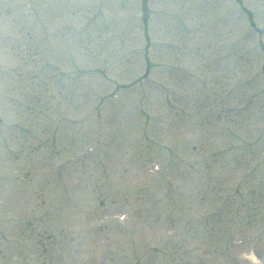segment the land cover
<instances>
[{
  "label": "rangeland",
  "instance_id": "374dc122",
  "mask_svg": "<svg viewBox=\"0 0 264 264\" xmlns=\"http://www.w3.org/2000/svg\"><path fill=\"white\" fill-rule=\"evenodd\" d=\"M4 1L0 0L1 33L25 34L33 24L29 33L38 34L43 24L49 29L50 23L55 25L59 15L66 19H60L61 25L66 22L71 30L77 29L84 39L70 33L66 39L61 36L63 45L57 55L68 54L76 59L73 63H81L82 70L73 75L80 85L78 91L89 90L94 95L90 100L71 91L63 95L53 83L50 95L42 87L32 90L40 102L43 93L50 96L49 133H43L39 131V123L44 126L43 108L34 115V101L19 96L28 91L29 84H18L14 77L0 83L4 97L0 98V129L6 135L4 140L0 137V228L7 237L0 239V264H59L56 256L65 260L63 264H130L135 260L146 264H264V0H242V15L240 6L230 0H149L148 43L142 36L141 0H68L69 5L73 3L68 8H62V0H35L40 4L39 15L29 17L26 9H16L15 0L6 2L14 6L8 8L3 7ZM203 7L208 8V18L195 13L194 9ZM187 8H192L188 9L190 18L207 20L191 23L184 12ZM212 10L221 17H214ZM241 18L254 23L246 26L233 21ZM172 20L175 34L187 39L195 33L194 25H205L208 47L193 48L200 39L192 45L171 38L177 34L165 24ZM229 23L233 29H225ZM92 32L94 37L85 38ZM43 41L24 36L16 47V40L2 44L8 50L11 45L19 54L32 50L38 54L45 50ZM229 44L232 62L223 83L222 58L211 63L208 52L210 47L220 50ZM249 44L257 47L252 56L235 57L248 52ZM5 53L1 49L0 74L16 67L19 71L23 65L27 79L39 82L38 75L32 76L27 68L30 57H24L21 65L12 52ZM60 63L71 69L67 60ZM233 68L241 70L242 77L239 70L230 74ZM147 69L148 75L141 77ZM161 70L176 81L168 91L156 87V72ZM248 76L252 87L240 88L241 78ZM251 94L255 98L248 109H238ZM61 96L65 102L58 105L55 101ZM175 104L178 108H171ZM95 107L105 121L100 161L110 164L114 187L102 182L103 170L93 165L99 157H95V141L89 136L96 114L90 111ZM23 111L31 118L27 125L35 130V138L25 136V130L18 127L16 121ZM69 116L77 119V139L79 131L87 132L86 138L81 133L78 143L69 140L74 123L62 121ZM142 121L151 125L149 133L159 134L169 150L155 153L141 138ZM4 143L21 150L19 160L5 156ZM218 149L226 153H212ZM119 150L127 158L132 153L135 164L118 159ZM139 153L142 164L135 157ZM78 154L86 165L83 169L79 160L66 158ZM59 165L53 176V168ZM121 171L134 179L132 185ZM59 189L66 192V204ZM119 199L121 205L139 200L132 209L126 205L129 210H124V220L149 230L152 239L145 252L136 253L127 244L126 228L118 223L123 213ZM144 233L148 232L138 235ZM79 241L82 251L75 256Z\"/></svg>",
  "mask_w": 264,
  "mask_h": 264
}]
</instances>
